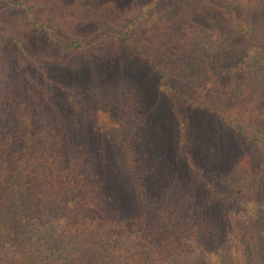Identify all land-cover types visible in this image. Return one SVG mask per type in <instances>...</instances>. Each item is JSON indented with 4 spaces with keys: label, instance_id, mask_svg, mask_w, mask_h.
<instances>
[{
    "label": "trees",
    "instance_id": "16d2710c",
    "mask_svg": "<svg viewBox=\"0 0 264 264\" xmlns=\"http://www.w3.org/2000/svg\"><path fill=\"white\" fill-rule=\"evenodd\" d=\"M85 1L74 0L80 8ZM181 1L188 5L143 0L122 29L94 43L55 39L81 53L107 44L92 61L105 58L111 68L124 65L116 59L127 54L144 60L155 71L154 85L146 70L100 83L60 81V73L74 76L85 61L42 58L33 41L0 29V264H264V181L252 180V171L239 165L237 148L247 141L264 165V125L248 122L249 108H224L240 94L234 89L243 78L239 72L254 86L253 102L264 100V28L254 30L256 37L238 26L247 42L234 45L223 20L196 21L223 30L214 37L208 32L203 41L209 52L203 80L210 89L205 93L187 80L174 85L164 50L175 29L192 19L181 5L153 8ZM0 2L27 9L37 39L52 37L26 2ZM146 24L153 30L150 53L130 45ZM195 87L207 111L229 127L227 134L237 132L236 139L228 135L220 148L197 143L193 117L183 111L185 104L196 105ZM64 101L80 106L69 118L88 121L85 140L72 143L58 128Z\"/></svg>",
    "mask_w": 264,
    "mask_h": 264
},
{
    "label": "rangeland",
    "instance_id": "374dc122",
    "mask_svg": "<svg viewBox=\"0 0 264 264\" xmlns=\"http://www.w3.org/2000/svg\"><path fill=\"white\" fill-rule=\"evenodd\" d=\"M23 1L30 5L31 12L35 18L39 19L44 25L51 27L50 35L52 37L49 38L45 36L42 39H37L36 36H34L33 24L28 19L27 9H13L3 2H0V29L4 28L7 31L16 33L23 39L33 41L32 47L35 54L42 58L52 59L57 62H67L69 65H71L72 61L75 63V60L80 61L83 59L85 61L84 65L78 68L79 73H76L74 76H64L60 73V81L79 83L83 78H90L89 80H91L92 83H100L104 78L105 80L107 78L112 80L116 75V78H119L125 76L126 73H130V71L135 72L137 70H146L152 75V77H147L152 80L151 83L154 85L153 77L155 71L147 68L148 66L145 65L144 60H137L135 57L127 54L126 56L123 55L116 59V61L126 62L127 64L125 63L124 65L111 68L108 62H104L105 58H102L101 62L92 61L94 59L93 54L98 53L96 50L104 48L107 44L99 45L98 48L93 46L89 51L85 50L81 53L72 51V49L69 48L66 49L63 45L55 41L56 38L62 40L68 39L69 41L77 38L85 43L100 41L106 32L122 29L123 25L132 16L138 14L142 8L143 0H127V3L123 5L121 0H86L84 2L85 6L81 8L74 2V0ZM185 3L186 2L183 1L178 3L165 2L160 3L161 6L159 5L156 8H153V11L156 12L164 7L176 9L177 6L181 5L182 7H180L182 9L185 8L187 10V17L192 19V21H190L188 18L186 25L175 29V37L172 38L171 43L169 42L171 45L164 50V53L168 52V54H170L169 61L168 56L164 57L169 64V66L166 67V70L169 80L173 82L174 85L187 80L188 82L197 84L200 90L206 93V91H209L210 89V81H204L203 78L208 77L206 74L209 72V62H206V60H208L206 57L209 56V52L207 49L205 51L202 50V48H204L203 41L206 36H209L208 32H211L210 36L214 37L219 30H223L215 28V26H213L214 22L197 23L196 21H202V19L223 20L224 23L228 24L230 31V34L227 33L229 35L228 37H230L231 40L234 39V42L229 40V43H234V45H236L237 43L242 42L245 44L247 38H245L244 34L240 32L238 26H241L248 31L251 30L255 35L256 32L254 30H259V27L264 28V0H189L188 5ZM231 20H234L236 23H232ZM237 22H240V25L237 24ZM152 31V28L148 24L143 26L139 31L138 39L130 42L133 50H142V52H148V50L151 51L149 45L151 43H148L147 36ZM194 32L195 34H193ZM240 37L242 39H240ZM256 37L258 36L256 35ZM184 42L186 45L185 47H182L181 44ZM192 44L195 46V49H193ZM117 46L118 44H112V47H115V49ZM193 50H196L195 54L193 53ZM175 53H178L180 56V58L177 57V61L173 60ZM85 59H88V61ZM202 61H205L206 63L204 64ZM129 65H131V69ZM111 69L114 73H108ZM239 73L243 78L237 82L234 89L240 90V94L236 96L237 93H235L234 99L226 100V107H224L225 111L235 112L249 108L251 115L248 122H257L263 126L264 100L258 99L253 102L252 89H254V86L252 84H247L243 74L241 72ZM198 87H195L192 90V98L196 103L195 106L199 105L200 108L185 104L183 111L185 112V115L187 114V116L193 117L191 130L197 143L210 146V148H220V145L226 140H229L228 135L233 138L231 140L236 139L237 132L231 130L230 133L227 134L230 130L229 127L225 126V124L222 123L213 112L209 113L207 111L204 107L207 103H204V93L200 96L197 91H194L197 90ZM75 98L80 106L83 105L87 109L83 98L80 99L76 95ZM77 103H75V106H73L74 104L68 106L67 102L64 101L61 103L59 111H57L56 108L58 128L62 131L65 137L71 139L72 143L85 140L88 132L91 130V128L89 129L88 121L83 125L82 120L78 119V117L76 119L69 118L70 113L80 114L81 108ZM221 105L224 106L223 104ZM204 131L205 133L203 137L202 132ZM168 134H171L170 130ZM204 139L209 140L210 144ZM237 148H239L240 155L239 165L248 171H252V180L264 181V165L260 164L259 161L250 154L248 142H244L243 140L238 142ZM109 167L108 164V170H110ZM188 179L189 181L192 180L191 182L194 184L193 176L189 173ZM120 186L122 191L127 190V184L122 183ZM127 195L128 194H125V196Z\"/></svg>",
    "mask_w": 264,
    "mask_h": 264
}]
</instances>
